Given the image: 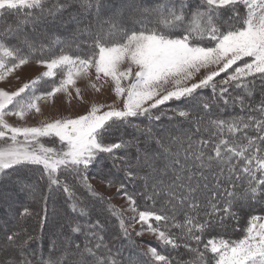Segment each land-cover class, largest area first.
I'll return each mask as SVG.
<instances>
[{
  "label": "snow or ice",
  "instance_id": "6c2138e0",
  "mask_svg": "<svg viewBox=\"0 0 264 264\" xmlns=\"http://www.w3.org/2000/svg\"><path fill=\"white\" fill-rule=\"evenodd\" d=\"M60 27L70 38L55 34ZM30 63L43 71L14 91L0 87V179L7 178L0 183V264H125L105 243L109 233L155 237L156 246L126 264H264V216L252 214L264 206V99L248 103L257 90L264 96V0H0V82ZM79 81L96 93L109 88L112 103L92 101L82 115L35 126L9 121L43 115L41 102L57 94L85 102ZM204 89L211 97L200 95ZM169 102L186 106L162 108ZM237 106L239 113L223 115ZM169 112L187 128L166 143L152 124L172 119ZM140 118L148 125L133 123ZM126 126L162 151L125 139ZM93 168L126 209L95 190ZM24 169L47 180L40 212L18 201V192L38 196L18 175ZM113 169L124 178H110ZM69 176L99 207L76 195ZM56 192L66 195L70 211L52 222L61 231H52L44 259L22 221L35 215L43 228ZM140 200L150 207L140 210ZM125 211L133 215L126 219ZM229 227L242 238L231 239ZM182 248L187 261L172 255Z\"/></svg>",
  "mask_w": 264,
  "mask_h": 264
},
{
  "label": "trees",
  "instance_id": "16d2710c",
  "mask_svg": "<svg viewBox=\"0 0 264 264\" xmlns=\"http://www.w3.org/2000/svg\"><path fill=\"white\" fill-rule=\"evenodd\" d=\"M49 2L55 3V0H49ZM110 3L112 5L118 6L120 4V0H110ZM6 19H9V22H11L10 18L6 17ZM55 34L59 35L62 39L70 38L68 36L67 32L65 31L64 27H60L55 32ZM6 42L9 44H13L17 41L14 39H9ZM211 95H212V93H211L210 89H204L202 91V94H201V96H204V97H211ZM262 99H264V96H261L259 91L257 90L254 92L253 97L248 100V103L255 106V105H258ZM236 113H239V107L238 106L234 110L231 107L228 108L226 110V112L223 113V115L236 114ZM169 116H171V115H169ZM133 123H139L141 125V128L148 125V121L145 118H140L139 120H134ZM172 123H174V124H172ZM175 123H177V124H175ZM171 125H172V128H180V129L185 128V127L187 128V122L183 121V119L180 117L172 116V119H169L168 117H165V118L163 117L161 121L153 122V126H152L153 127V133L157 137H161V135L159 134L158 131L162 132V130L164 131V129H166V128H164V126H171ZM157 129H159V130L157 131ZM123 131H124V138L126 137V139H131L133 137L132 139H134V138L138 139L139 143L141 144L142 149L144 148L145 145H147L150 149L153 150V152L162 151L159 149V146L155 143L154 140H148L146 136L142 135L141 133L136 132L135 129H133L132 127L126 126L123 129ZM175 131H176V133L173 135H179L180 134L178 129ZM181 131H183V130H181ZM167 138H168V135L165 134L164 139H165L166 143L168 142ZM185 147H186V145H185ZM178 148H179L178 145H175V144L172 145L173 151H176ZM130 152L134 155L133 148H132V151H130ZM181 152H182V149H181ZM163 163H165V161H164L163 157L161 156L157 160V166L160 167L163 165ZM109 167H111V162L106 161L105 171ZM91 170H90V172L94 171L97 174V170L95 168H93ZM112 171L114 173V176H112L110 178L116 179V180L124 178V173L122 171L117 172L115 169H113ZM18 175L20 177L24 178V181L26 183L34 185L36 187L37 193H39V195L37 196V199L33 200L27 192H18L19 203H22L24 205H28L33 210V212H40L41 207H42V202L39 200V197L44 196V195H48L46 178L41 179L39 171L29 170V169L22 170ZM64 175H66V174H62V176H61L62 179L64 178ZM6 179L7 178L0 179V183H4L6 181ZM13 179H15V177H13ZM68 180L70 183H72L74 185L77 196L81 197V199H83L86 202L94 203V201H96V199L93 198L85 188L80 186L74 180V178L69 176ZM128 190L129 191L132 190L131 184L128 186ZM40 191H42V192L40 193ZM54 194H55L54 196H53V194L50 195L49 199H48L49 222L46 223L43 226V228L41 227L40 218L38 216L34 215V216L28 217L22 221L23 226L27 229V231L29 233H31L32 235L38 237L37 240L32 242V247L40 250V252L43 253L44 259L49 258V252L51 250V241L53 239H55V237H53L51 235L52 231H56L57 234H59V232L61 231V229H59V228L53 229L52 222L60 219V217H63L67 212L70 211V209L68 208V203H66V201H67L66 195L63 194L62 192H56ZM96 205H97V203H96ZM139 205H140V210H145L146 208L150 207L151 202L145 203L144 201L140 200ZM97 207H99V206L97 205ZM261 207H264V206L256 207L252 211V214L264 216V212L261 211ZM105 214L107 215V213H105ZM109 223H110L112 233L119 231L118 221L116 220L115 217H110ZM229 223L232 224L235 222L230 221ZM241 226H243V219H242V225ZM241 226H238V228ZM228 234H229V237L231 239H234V240L240 239L243 236L242 231L233 230L231 227H229V229H228ZM61 239H62V237H61ZM141 241H145V240H141L140 238H136L133 235H132L131 239L125 238L123 235H121L118 239H114L112 237L111 233H109V235L105 236V243L109 244V246L112 248L114 253L116 252L117 249H119L123 253V259L125 260V264H126V258L127 257H129V256L136 257L140 254L141 249H143L142 245H141L142 244ZM77 242L80 243L81 245H83V243L86 242L84 239V236L79 235L77 237ZM146 242L148 244L149 243L152 244L153 246L157 245L156 242H149V241H146ZM52 251H53V258H55V255L58 253H56L55 250H52ZM172 255L174 257H176L177 260H181V261H187L191 258L190 254H188L186 252V250H184L183 248L179 250V255H177L176 252H173ZM37 259H39V256L37 257Z\"/></svg>",
  "mask_w": 264,
  "mask_h": 264
},
{
  "label": "rangeland",
  "instance_id": "374dc122",
  "mask_svg": "<svg viewBox=\"0 0 264 264\" xmlns=\"http://www.w3.org/2000/svg\"><path fill=\"white\" fill-rule=\"evenodd\" d=\"M13 44H17V42H15ZM41 71H43V68L37 66L35 63H30L28 65L23 66L21 69H18L17 72L14 73L12 76H10L6 81L0 82V87H3L9 91H14L18 87H20L23 83H25V82L29 81L30 79L34 78L35 76H37ZM221 75L223 76V74H221ZM17 77H19V79H17ZM217 79H220V78L218 77ZM86 83H87L86 81H79L78 82V86L83 89V95H84V101L85 102L73 99L71 101V103H69L66 97H64L62 94H57V96L53 97L48 102H46V103L41 102V108L43 111V115H39V114H35V113L30 114L27 117L26 121H24V122L17 121V119L15 117H9L8 119L11 123H27L28 125L35 126V125H38L42 120H45V119L50 120V119L60 118V117H70V116L75 117L77 115H82V114H84V112L89 107V103L92 101H98V102L106 103V104L112 103V101L114 99V95L112 94V92L110 91L109 88L106 87L102 92L96 93V92L92 91L90 88H87ZM201 94H202V92L200 93V95ZM185 106H186L185 104H177L176 102H169L167 105L162 106V108H175V107H185ZM169 115L172 116V113L169 112ZM175 117H178V116H175ZM172 124H174V123H172ZM175 124H177V123H175ZM152 126H153V124H152ZM164 128H166V129H164V131L162 130V132L158 131L159 129H157V131L159 132V134L163 138H164L165 134H167L168 136H169V134H171V135L175 134L176 133L175 130H177V129L181 133V130H184L186 127L181 128V129L180 128H172V125H171V126H164ZM125 139H126V137H125ZM140 146H141V144H140ZM130 151H132V148L130 149ZM133 151H134V155H135V152H136L135 147H133ZM93 176H97V178L93 179L92 178ZM89 182L92 184V186L95 188V190L100 195L104 196L105 198H111V203L113 205H115L117 208H119V209H126L127 208L128 205H127V201L125 200V198L122 195L117 194L115 187H109L106 183H103L101 181V178L94 171L89 172ZM41 192L42 191H40V193ZM38 195H39V193H38ZM54 195L55 194H53V196ZM94 203L95 204L97 203V205L99 206L98 200L94 201ZM124 215H125V218L127 219V218H130L133 215V213H131L129 211H125ZM139 229H140V225L139 224L135 225L134 231H138ZM133 236L136 238H140L141 240H145V241H141L142 242V244H141L142 248L145 250H146L147 245H148V243L146 241L157 243L155 237L148 234V233H145L141 237H137L134 234H133Z\"/></svg>",
  "mask_w": 264,
  "mask_h": 264
},
{
  "label": "bare ground",
  "instance_id": "6f19581e",
  "mask_svg": "<svg viewBox=\"0 0 264 264\" xmlns=\"http://www.w3.org/2000/svg\"><path fill=\"white\" fill-rule=\"evenodd\" d=\"M47 112V111H46ZM49 112V111H48Z\"/></svg>",
  "mask_w": 264,
  "mask_h": 264
}]
</instances>
